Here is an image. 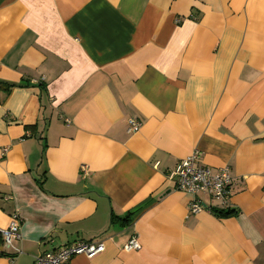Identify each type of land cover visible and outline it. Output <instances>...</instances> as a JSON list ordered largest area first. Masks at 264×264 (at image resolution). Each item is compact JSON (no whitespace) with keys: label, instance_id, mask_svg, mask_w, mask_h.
<instances>
[{"label":"crops","instance_id":"1","mask_svg":"<svg viewBox=\"0 0 264 264\" xmlns=\"http://www.w3.org/2000/svg\"><path fill=\"white\" fill-rule=\"evenodd\" d=\"M0 84V264H264V0H0ZM194 152L236 216L189 214Z\"/></svg>","mask_w":264,"mask_h":264},{"label":"built area","instance_id":"2","mask_svg":"<svg viewBox=\"0 0 264 264\" xmlns=\"http://www.w3.org/2000/svg\"><path fill=\"white\" fill-rule=\"evenodd\" d=\"M140 123L135 119L127 122V134L133 135L140 130ZM200 154L194 152L190 156L179 160L169 174L168 179L174 181L177 191L191 196L188 206L189 214L194 215L202 211L209 212L212 208L225 210L229 208L231 177L228 167H222L216 172L198 165ZM82 172L85 169L82 168ZM200 196L206 197L209 203H203ZM20 220L15 213L4 230L0 231L2 248L12 249L13 242L19 240ZM139 250L136 238H131L125 245V252ZM104 252L102 242H77L59 250L45 252L34 258L33 264H69L76 256H85L91 259ZM11 262V259H10Z\"/></svg>","mask_w":264,"mask_h":264},{"label":"trees","instance_id":"3","mask_svg":"<svg viewBox=\"0 0 264 264\" xmlns=\"http://www.w3.org/2000/svg\"><path fill=\"white\" fill-rule=\"evenodd\" d=\"M0 87L4 88L5 91H9L12 86H3L2 84H0ZM40 87L41 89L43 88L42 86H38ZM214 217H217L219 219H227V218H230V217H234L237 215V212L230 209V208H227L225 210H218V209H215V208H212L210 211H209ZM129 218L130 217H125V218H116V217H112L111 218V222L114 223H118L120 225V227H126L128 224H129ZM1 237H0V242H1ZM2 256H4V254H2ZM6 256V255H5Z\"/></svg>","mask_w":264,"mask_h":264}]
</instances>
